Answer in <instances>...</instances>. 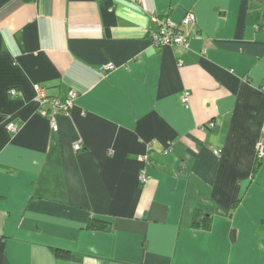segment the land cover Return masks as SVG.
<instances>
[{"label": "crops", "instance_id": "0c3cea01", "mask_svg": "<svg viewBox=\"0 0 264 264\" xmlns=\"http://www.w3.org/2000/svg\"><path fill=\"white\" fill-rule=\"evenodd\" d=\"M261 140L264 0H0V264H264Z\"/></svg>", "mask_w": 264, "mask_h": 264}, {"label": "built area", "instance_id": "2783aa9c", "mask_svg": "<svg viewBox=\"0 0 264 264\" xmlns=\"http://www.w3.org/2000/svg\"><path fill=\"white\" fill-rule=\"evenodd\" d=\"M196 15L194 12H189L185 15L180 23L172 22L171 20H165L159 22V27L156 30H151L149 32L150 36L153 38L154 44L157 47H165V46H177L179 48L188 49L190 46L191 34L189 33V28L195 29L196 24ZM196 35L200 37V34L196 31ZM180 65H182V61H180ZM115 65L106 64L100 67V71H108L114 69ZM35 98L38 103L37 111L43 117H47L48 121L51 123V127L54 131H58L59 125L57 121V116L59 114H64L69 116L71 113V108L74 105L77 96L79 95L76 90H70L68 95L65 98L55 97L48 93L47 87H44L40 84H36L35 86ZM12 94H16L15 90H11ZM190 92H186L183 98V104L189 105L190 102ZM18 127L15 125H11L10 131L16 132ZM75 149L79 150L82 148V145L77 142L74 145ZM257 159L264 158V140H261L257 144ZM216 155L220 156L221 151L215 150ZM149 166V157L145 155L143 158ZM140 183H145L148 181L147 176V168L141 170L139 174Z\"/></svg>", "mask_w": 264, "mask_h": 264}, {"label": "trees", "instance_id": "16d2710c", "mask_svg": "<svg viewBox=\"0 0 264 264\" xmlns=\"http://www.w3.org/2000/svg\"><path fill=\"white\" fill-rule=\"evenodd\" d=\"M260 161V160H259ZM257 167H258V164H257ZM200 211L197 210L195 211V214L193 216V226H196V227H204V228H207L209 229L210 228V220H209V217H202V221L201 219L199 220L198 218V213ZM91 228H94V229H101V230H107V228L109 227V223L107 221H104V220H101V219H93L90 224H89ZM57 251V254L58 255H62V253L64 252H68L66 250H58L56 249Z\"/></svg>", "mask_w": 264, "mask_h": 264}]
</instances>
